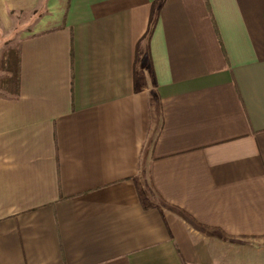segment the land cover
<instances>
[{
  "label": "crops",
  "instance_id": "obj_1",
  "mask_svg": "<svg viewBox=\"0 0 264 264\" xmlns=\"http://www.w3.org/2000/svg\"><path fill=\"white\" fill-rule=\"evenodd\" d=\"M159 2L0 0V264H264V0Z\"/></svg>",
  "mask_w": 264,
  "mask_h": 264
},
{
  "label": "trees",
  "instance_id": "obj_2",
  "mask_svg": "<svg viewBox=\"0 0 264 264\" xmlns=\"http://www.w3.org/2000/svg\"><path fill=\"white\" fill-rule=\"evenodd\" d=\"M156 18L166 0H159ZM156 21L151 20L148 34L152 32ZM0 91L3 95L17 98L20 94V73L18 49L9 47L7 52L0 58Z\"/></svg>",
  "mask_w": 264,
  "mask_h": 264
},
{
  "label": "rangeland",
  "instance_id": "obj_3",
  "mask_svg": "<svg viewBox=\"0 0 264 264\" xmlns=\"http://www.w3.org/2000/svg\"><path fill=\"white\" fill-rule=\"evenodd\" d=\"M9 48V47H8ZM8 48L6 47L5 50L3 51V53L7 52ZM0 76H1V72H0ZM0 94H3L2 91H0Z\"/></svg>",
  "mask_w": 264,
  "mask_h": 264
}]
</instances>
